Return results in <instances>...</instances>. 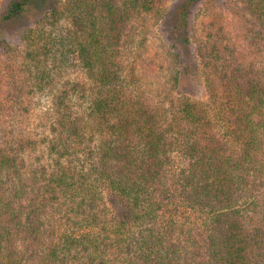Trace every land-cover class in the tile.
Wrapping results in <instances>:
<instances>
[{
    "label": "trees",
    "instance_id": "obj_1",
    "mask_svg": "<svg viewBox=\"0 0 264 264\" xmlns=\"http://www.w3.org/2000/svg\"><path fill=\"white\" fill-rule=\"evenodd\" d=\"M169 1L9 0L0 11L2 23L30 21L20 45L3 39L0 264H264V0H224L247 53L222 33L195 47L200 0ZM148 15L174 37L170 102L145 93L131 61ZM78 63L85 80L69 78ZM200 68L207 101L183 89ZM27 93L50 96L33 132Z\"/></svg>",
    "mask_w": 264,
    "mask_h": 264
},
{
    "label": "rangeland",
    "instance_id": "obj_2",
    "mask_svg": "<svg viewBox=\"0 0 264 264\" xmlns=\"http://www.w3.org/2000/svg\"><path fill=\"white\" fill-rule=\"evenodd\" d=\"M8 1L0 0V11L5 8ZM184 1L171 0L168 3V7L171 8ZM45 10L44 7L39 10L41 15ZM39 16L31 17L34 20ZM144 21L142 24L144 27L138 29L136 40L129 50L131 61L136 58L139 60L138 75L144 86L145 93L155 101L166 100V102H170L171 98L180 97L175 89L172 90L175 63L173 48L171 46L174 42V37L170 33L169 28H165L162 22H160V19H157L155 16L148 15ZM29 22L27 16L25 18L17 17L8 23H2L0 20V68L5 67L9 56L5 53L3 39L6 37L12 43L13 47L18 46V44L20 45V33ZM190 28L194 46L197 48L201 44L211 47V44L215 39L220 38V34L222 33L221 36L225 38L226 43L232 46L235 45L239 49L245 50V52L246 50L248 51L249 43L246 36V29L241 21L235 17L230 8L225 5L224 0H200L194 3L190 16ZM217 32L218 36L214 38L210 37V33L215 34ZM181 38L183 39V37ZM194 46L192 53L196 55V48ZM17 48L23 49L22 47ZM10 56L14 57V60H17L20 69L21 63L24 62L22 50H19L18 55L11 53ZM202 70L200 68V71L197 72V78L191 76L190 81L184 85L183 89L189 97L207 101L209 98V90L206 85L205 74ZM70 72L72 74L69 78L86 79V72L79 63L74 67L72 66ZM25 100V106H28L29 110H31L32 116L26 117L22 126L33 132L38 124V117L49 106L50 96L48 93H34L32 95L27 93Z\"/></svg>",
    "mask_w": 264,
    "mask_h": 264
}]
</instances>
